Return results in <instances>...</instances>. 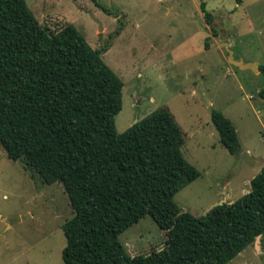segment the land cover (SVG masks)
Instances as JSON below:
<instances>
[{
  "label": "trees",
  "instance_id": "16d2710c",
  "mask_svg": "<svg viewBox=\"0 0 264 264\" xmlns=\"http://www.w3.org/2000/svg\"><path fill=\"white\" fill-rule=\"evenodd\" d=\"M200 11L210 24L202 2ZM107 49H92L71 24L41 26L24 0H0V147L40 183L62 186L72 210L62 263H229L264 234V165L234 202L199 217L180 211L174 195L199 176L181 154L184 134L165 108L116 132L123 86L101 60ZM257 72L264 78L263 65ZM210 121L238 155L231 121L216 110ZM144 216L164 246L130 256L118 237Z\"/></svg>",
  "mask_w": 264,
  "mask_h": 264
},
{
  "label": "rangeland",
  "instance_id": "374dc122",
  "mask_svg": "<svg viewBox=\"0 0 264 264\" xmlns=\"http://www.w3.org/2000/svg\"><path fill=\"white\" fill-rule=\"evenodd\" d=\"M41 26L71 24L122 82L121 133L165 108L181 128V154L199 176L173 199L202 216L215 203L249 191L264 165V78L232 61L264 66V0H24ZM211 14L206 24L200 3ZM101 30H99V25ZM233 124L240 152L219 143L210 111ZM72 217L58 183L46 185L0 147V264H63L61 225ZM130 256L163 248L165 237L144 216L118 237ZM227 264H264V234Z\"/></svg>",
  "mask_w": 264,
  "mask_h": 264
},
{
  "label": "water",
  "instance_id": "95a60500",
  "mask_svg": "<svg viewBox=\"0 0 264 264\" xmlns=\"http://www.w3.org/2000/svg\"><path fill=\"white\" fill-rule=\"evenodd\" d=\"M99 25V30H101V27H100V24L98 23ZM233 62V65L238 69V70H253V71H257V67L254 63H243L242 60H237V61H232ZM136 122V120L134 121ZM221 203H215L213 204L212 206H210L205 212H208L209 210H211L214 206L216 205H220ZM260 237L257 236L255 238V241L258 240V238Z\"/></svg>",
  "mask_w": 264,
  "mask_h": 264
},
{
  "label": "crops",
  "instance_id": "0c3cea01",
  "mask_svg": "<svg viewBox=\"0 0 264 264\" xmlns=\"http://www.w3.org/2000/svg\"><path fill=\"white\" fill-rule=\"evenodd\" d=\"M256 65V64H255ZM257 67V66H256Z\"/></svg>",
  "mask_w": 264,
  "mask_h": 264
}]
</instances>
